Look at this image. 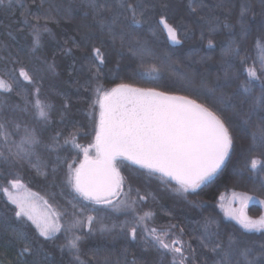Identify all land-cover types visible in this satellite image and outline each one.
<instances>
[{"label": "trees", "instance_id": "trees-1", "mask_svg": "<svg viewBox=\"0 0 264 264\" xmlns=\"http://www.w3.org/2000/svg\"><path fill=\"white\" fill-rule=\"evenodd\" d=\"M22 2L23 8L15 2L11 8H0V78L12 83L14 76L18 81L12 83L11 92L0 91V119L9 121L10 129L18 123L21 126L20 134H23L25 127L35 131L40 143L34 150L41 162L47 165L43 169L47 175L39 174L27 162L21 165L0 160V185H6L7 179L19 176L27 189L44 197L56 211L68 213L61 221L65 225L72 219L69 201L75 195L65 184L67 163L74 159L79 163L82 155L77 156L71 145L62 148L55 146L53 137L57 132L62 133L60 144H63L65 138L78 132L77 143L83 145L92 142L93 121L98 116V108L95 114L91 109L97 83L96 68L91 59L94 46L101 47L106 55L107 63L100 73V83L106 88L126 83L137 88H155L173 95H186L201 103H211L207 92L209 88H215L216 95L231 96L236 93L237 85L246 78L244 68L252 66L254 62L258 68V58L264 57V41L258 47L255 44L262 34L260 22L264 5L260 0H203L207 7H198L195 14L188 7L189 0H139L145 5L147 23L134 28L129 26L123 15L119 16L112 30L116 33L115 40L112 33L101 29L97 20L93 19V13L87 8V0ZM107 2L113 6V10H101V16L106 22H111L122 10L115 7L117 0ZM165 3L170 7L162 9L161 5ZM242 3L251 5L256 13L255 21L250 20L251 27L246 37L239 35V25L236 23ZM220 4L223 7H217ZM69 7L73 9L71 13L68 12ZM161 12L168 16L170 24L177 27L180 44H174L167 33L156 25ZM36 17L50 33H43L40 46L33 52L31 24L37 23ZM25 19L30 24H25ZM225 22L235 25L234 29L230 31L225 28ZM149 24L155 28V33L149 31ZM122 30L125 33L123 40L119 35ZM233 33L236 35L233 36ZM233 38L243 50L241 55L247 56L248 61L245 65H241L239 60L232 61L233 66L228 69L229 79L226 81L223 48ZM209 40H212L213 48L208 47ZM141 47L150 48L151 53L143 56L134 54ZM21 68L29 72L33 83L20 77ZM218 83L222 87H217ZM36 87L40 89V99L51 105L47 124L36 118L32 104L27 103L35 100ZM243 95L241 90L234 99L238 101ZM224 114L228 117L232 115L230 110ZM233 123L238 125L234 130L235 146L226 166L218 177L186 197L174 192L172 184L165 185L159 174L149 175L147 170L127 162L121 166L126 183L134 190L138 189L140 196H147L137 206L139 214L154 213L149 221L152 227L176 225L173 229L176 233L182 228L183 240L194 250L197 264H212L214 258L213 253L200 245L206 219L214 221L213 230L219 226L225 242L229 234L245 241L259 242L262 238L260 233L245 234L238 224L223 216L219 207L220 196L229 191L247 194L264 202V171L258 169L251 172L247 166L249 157L264 159V155L259 148L254 152L248 151L252 143L249 131L238 119L233 118ZM19 138L20 135L13 136L15 140ZM132 196L135 198V191ZM73 203L76 201L73 200ZM85 203L80 201V204ZM247 206L249 216L257 218L261 215L262 206L258 202ZM14 207L0 193V218L5 215L11 217L15 227L18 222L11 211ZM88 208L96 209L88 214L96 216L99 223L94 224V231L90 234L87 227L77 233L82 236L80 260L84 264H169L170 255L161 256L151 248L145 251L141 232L138 231L135 241L121 233L119 226L130 219L123 212L100 205H88ZM100 224L116 227L110 232H100ZM26 231L30 237L37 236L30 222ZM10 240L11 235L0 220V259L4 264H22L24 261L27 264H33V261L46 264L45 254L58 264H77L67 249L61 252L58 247L65 243L63 233H59L53 241H44L39 237L43 251L35 255L25 254L19 261L17 253L20 246L8 243Z\"/></svg>", "mask_w": 264, "mask_h": 264}, {"label": "snow or ice", "instance_id": "snow-or-ice-1", "mask_svg": "<svg viewBox=\"0 0 264 264\" xmlns=\"http://www.w3.org/2000/svg\"><path fill=\"white\" fill-rule=\"evenodd\" d=\"M14 2L20 4L21 8L24 7L22 0H0V8H11ZM260 2L264 5V0ZM115 7L122 11L111 22H106L101 16V10L112 11L113 6L107 0L103 3L100 0H87V8L93 13V19L97 20L101 29H107L112 33L113 40L116 33L112 30L119 16L123 15L130 27L139 28L147 23L145 5L139 0H117ZM169 7L166 3L161 5L162 9ZM188 7L195 14L198 7L203 8L207 5L203 0H189ZM72 11L73 9L69 7L68 12ZM85 15L88 13L85 12ZM39 19L36 17L37 23L31 24L33 52L40 46L43 33H50L46 25L39 24ZM255 19L256 13L251 5L242 3L236 21L241 37L249 34L250 20L255 21ZM23 22L30 24L27 19ZM156 25L167 33L174 44L181 43L177 27L169 23V18L164 12H161ZM223 26L230 31L235 27L227 22ZM214 30L213 28L212 31ZM260 30L262 34L255 41L257 47L264 41V14H262ZM149 31L155 33V28L151 24ZM119 35L123 40L125 36L123 30ZM235 35L233 33V36ZM201 36L203 38V33ZM208 47H214L212 40L208 41ZM242 51L234 38L224 46L226 81L229 79L228 69L233 66L232 61L239 60L241 65L247 64L248 57L242 56ZM136 53L142 56L148 55L151 49L141 47L135 50L134 54ZM91 54L97 80L93 90L95 99L91 105L93 114L98 108V116H95L93 121L92 142L87 146L77 143L78 132L65 138L63 144H60L62 133L57 132L53 137L55 146L62 148L71 145L72 149L76 150L77 156L81 154L83 156L79 163L75 159L67 163L65 184L75 194L69 201L72 207V219L67 225L61 223L67 212L54 211L47 200L27 189L19 176H13L7 179L6 185H0V193L15 206L11 211L15 221L18 222L14 227L11 217L5 215L0 218L11 235L8 243L20 246L17 253L19 261L25 254L35 255L38 251H43L39 237L44 241H53L58 238L59 233H63L65 243L58 246L61 252L67 249L74 256L77 264H84L80 260L82 236L77 233L84 227H87L89 234L94 231V224L99 221L96 216L88 214L96 210L89 209L88 205H100L113 211L123 212L125 216L130 217L119 226L120 231L133 241L137 240L138 231L141 232L145 251L151 248L161 256L170 255L169 264H197L194 250L183 240L182 228L176 233L173 231L176 225H169L167 228L149 227V221L155 214L145 212L141 215L137 210L139 202L145 201L147 196H140L138 189L134 190L126 183L121 166L127 162L129 165L147 170L149 175L159 174L165 185L172 184L174 192L186 197L187 194L195 192L201 186H206L218 177L226 166V161L230 159L234 150V130L238 127L233 123V118L238 119L249 131L252 143L248 151L254 152L259 148L264 155V57L258 58V68L255 62L252 66L244 68L246 78L237 85L236 93L231 96L216 95V89L209 88L207 92L211 103H201L186 95H173L155 88H137L126 83L106 88L100 83V73L107 63L106 55L101 47L95 46L91 49ZM19 75L24 81L33 83V77L24 68L20 69ZM11 79L12 83H18L14 76ZM12 83L0 78V91L11 92ZM217 87L222 85L218 83ZM241 90L244 95L237 101L234 97ZM39 93L40 89L36 87L35 100L27 103L32 104L36 118L47 124L50 120L51 105L42 101ZM245 106H247L246 111ZM227 110L231 111V117L225 116ZM9 123L0 119V143L3 145V149L0 150V160L21 165L27 162L39 174L47 175L43 171L47 165L41 162L34 150L40 143L35 131L25 127L23 134H20L21 126L16 123L10 129ZM15 135H20L19 140L13 139ZM247 166L251 172H256L258 169L264 171V159L249 157ZM133 191L136 192L135 198L132 196ZM224 199L223 196L220 197V206L225 216L234 220L245 234L260 233L262 238L259 242L245 241L229 234L225 242L221 238L219 226L213 230L214 221L206 219L203 226L204 234L200 240L201 247L214 254L212 264H264V215L253 218L245 211L247 201L254 198L233 193V199H239L241 204L238 210L230 206L225 207ZM73 200L76 203H73ZM80 201L86 203L80 204ZM28 222L34 226L36 237L28 235L26 231ZM115 227L113 225L109 228L100 224L98 230L110 232ZM45 261L46 264H58L55 260H49L47 254ZM0 264H4L2 259ZM22 264H27V261ZM33 264L39 262L33 261Z\"/></svg>", "mask_w": 264, "mask_h": 264}, {"label": "rangeland", "instance_id": "rangeland-1", "mask_svg": "<svg viewBox=\"0 0 264 264\" xmlns=\"http://www.w3.org/2000/svg\"><path fill=\"white\" fill-rule=\"evenodd\" d=\"M84 146H87V144H83ZM82 155V154H81ZM81 159H83V156H81ZM34 193V192H33ZM233 193H236V194H238V195H240L241 193H239V192H236V191H229V192H226V193H224L222 196L225 198L224 199V204H225V207H231L232 209H235V210H238V209H240V207H241V204H240V201H239V199H233ZM245 195H247V194H245ZM247 196H250V195H247ZM41 197V196H40ZM221 197V196H220ZM250 197H252V196H250ZM44 198V197H43ZM254 198V197H253ZM45 199V198H44ZM46 200V199H45ZM256 202H258L259 203V205L260 206H262V213H261V215H264V203H262V202H260L258 199H252V200H249V201H247V204H246V207H245V211L247 212V205H249V204H251V203H256ZM221 201H220V199H219V207H220V209H221V211H222V214H223V216L225 217V218H227V219H229V220H231V221H233V222H235L234 220H232V219H230L229 217H227V216H225V214H224V210L221 208ZM14 206V205H13ZM53 208V207H52ZM105 208H107V207H105ZM110 209V208H109ZM53 210L54 211H56L55 210V208H53ZM112 210V209H111ZM115 212H117V211H115ZM247 214H248V212H247ZM249 215V214H248ZM260 215V216H261ZM259 216V217H260ZM259 217H257V218H259ZM236 223V222H235ZM149 227H152L151 225H149Z\"/></svg>", "mask_w": 264, "mask_h": 264}, {"label": "water", "instance_id": "water-1", "mask_svg": "<svg viewBox=\"0 0 264 264\" xmlns=\"http://www.w3.org/2000/svg\"><path fill=\"white\" fill-rule=\"evenodd\" d=\"M177 95V94H176Z\"/></svg>", "mask_w": 264, "mask_h": 264}]
</instances>
